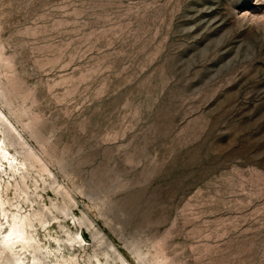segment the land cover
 <instances>
[{"label":"rangeland","instance_id":"rangeland-1","mask_svg":"<svg viewBox=\"0 0 264 264\" xmlns=\"http://www.w3.org/2000/svg\"><path fill=\"white\" fill-rule=\"evenodd\" d=\"M0 148V264H264V0H0Z\"/></svg>","mask_w":264,"mask_h":264},{"label":"bare ground","instance_id":"bare-ground-1","mask_svg":"<svg viewBox=\"0 0 264 264\" xmlns=\"http://www.w3.org/2000/svg\"><path fill=\"white\" fill-rule=\"evenodd\" d=\"M0 158L8 161V164L7 163L6 164L9 166V168H11V171L16 169V166L13 164V162H11V157L7 155L6 151L3 148H0ZM0 210L2 211L4 210V203L2 202L1 199H0ZM9 221L10 220L8 219V222ZM23 233H24V228L19 224L18 220L14 219L13 223L10 224V228L5 231V235H4V245L6 248H8L10 252L13 250L14 247H21L23 249L28 248V246L24 242ZM82 240L84 239L82 238Z\"/></svg>","mask_w":264,"mask_h":264}]
</instances>
